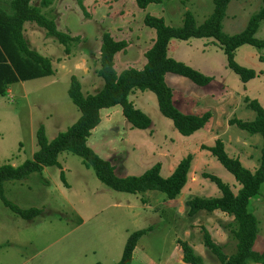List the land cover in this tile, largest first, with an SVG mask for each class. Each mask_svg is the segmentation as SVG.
<instances>
[{"label":"rangeland","instance_id":"rangeland-1","mask_svg":"<svg viewBox=\"0 0 264 264\" xmlns=\"http://www.w3.org/2000/svg\"><path fill=\"white\" fill-rule=\"evenodd\" d=\"M10 1L0 0V7L8 11ZM81 4L83 10L77 0H54L42 10L58 31L78 38L68 55L43 29L31 23L24 25L29 48L50 60L54 74L15 84L8 96L0 97V166L16 167L30 160L37 148L35 134L39 128L51 141L77 121L79 111L67 94L70 79H77L83 96L94 95L102 88L103 81L96 70L104 33L128 44L125 52L115 56L116 72L140 69L154 38L153 30L143 24L145 15L161 17L166 25L180 27L186 11L200 25L213 10L212 0H162L145 10L137 8L134 0H82ZM262 6L263 0H231L223 32L240 33L249 17ZM255 38L264 40V21ZM168 56L212 77L209 85L198 87L177 75L165 76L176 110L195 116L211 113L205 127L191 137L180 136L171 121L159 112L153 93L134 91L129 100L151 120V126L145 131L131 129L118 106L104 109L88 146L111 163L118 177L139 176L157 163L161 165L160 174L168 177L182 159L192 155L188 181L181 194L168 200L159 192L138 196L115 192L99 182L79 157L61 153L60 169L45 168L23 181L3 184V195L11 204L42 213L26 221L0 199V264H116L128 236L148 228L152 230L139 240L131 264H184L176 244L178 239L192 247L202 264H220L203 246L201 228L218 242L225 238L229 247L224 254L234 252L231 217L204 211L188 217L185 203L194 197L212 198L220 194L203 174L221 179L234 194L239 189L233 177L208 151L201 149L203 146L212 147L216 140H221L230 158L240 159L241 164L250 168L259 165L260 136H251L230 121L254 119L245 99L256 100L264 109V50L248 45L237 50L236 63L256 73L246 84L227 68L221 48L212 39L172 40ZM61 172L67 187L60 179ZM262 194L264 198V184ZM260 203L264 200L255 199L252 210ZM262 231L260 237H264Z\"/></svg>","mask_w":264,"mask_h":264},{"label":"trees","instance_id":"trees-1","mask_svg":"<svg viewBox=\"0 0 264 264\" xmlns=\"http://www.w3.org/2000/svg\"><path fill=\"white\" fill-rule=\"evenodd\" d=\"M11 0L8 11L0 7V97L7 96V90L20 82H28L53 75L50 60L29 48L24 38V25L35 24L43 29L48 38L55 39L63 46L68 55L72 44L78 38L57 30L54 21L47 19L42 10L49 8L54 0ZM80 8L82 0H77ZM119 1V0H113ZM137 8L145 10L149 5L161 4L162 0H134ZM231 0H212L213 10L207 19L197 25L192 13L186 11L180 27L165 24L161 17L145 15L143 24L153 30L151 47L144 53L145 64L140 69L128 68L121 73L115 70V56L125 52L128 44L116 41L109 33H104L100 39L98 69L96 75L103 81L102 88L94 95L83 96L81 87L75 77L70 79L67 91L68 97L79 111V118L65 132L58 134L53 140L46 139L43 128L35 134L36 151L30 160L19 166H0V199L5 207L23 220L31 221L38 217L42 210H22L7 201L3 195V184L8 181H23L31 174L42 173L45 168L60 169L58 157L67 152L80 158L86 169L92 170L96 179L105 187L119 193L138 196L146 192L162 193L168 200H175L188 181L192 155L182 159L172 174L163 177L161 165L155 164L139 176L118 177L110 162L98 156L89 146L91 132L100 124V112L118 106L121 114L131 129L147 130L151 120L129 100L134 91L151 92L155 95L158 110L161 115L170 120L175 131L182 137H191L201 131L210 121L212 115L206 112L201 116L180 113L172 102V91L165 83L167 74H174L191 81L198 87H206L212 82V77L203 75L197 70L175 61L168 56L170 41H188L190 39H212L222 50L226 58L227 68L235 74L242 84L256 77L253 70L238 65L235 61L237 50L245 45L264 50V40H257L255 34L264 21L263 6L253 13L245 28L237 34L228 35L223 32V20ZM247 108L254 113L251 121L233 119L231 124L254 136L261 138L259 165L251 172L244 168L237 158H230L225 152L224 143L216 140L214 146L201 149L210 155L233 177L239 186L236 194L230 186L221 179L203 174V178L213 183L219 191V196L212 198L194 197L188 200L187 216L194 217L198 212H220L232 217L231 234L236 242L235 252L226 256L222 248L215 244L210 233L201 228L202 244L209 250L220 264H264V250H253L258 234V219L252 212L255 199L264 200L261 188L264 184V109L256 101L245 99ZM64 173L60 179L67 184ZM151 228L132 232L123 247L120 260L116 264H131L133 251L138 241ZM184 264H202V259L195 254L187 242L177 240ZM101 264V263H96Z\"/></svg>","mask_w":264,"mask_h":264},{"label":"crops","instance_id":"crops-1","mask_svg":"<svg viewBox=\"0 0 264 264\" xmlns=\"http://www.w3.org/2000/svg\"><path fill=\"white\" fill-rule=\"evenodd\" d=\"M53 68V67H52ZM53 74H54V69H53ZM53 76V75H52ZM51 77V76H50ZM21 84L20 85H23V82H20ZM11 87L10 88H8V90H7V96L10 94V92H11ZM240 160V159H239ZM108 161V160H107ZM242 166L244 167V168H246L247 170H249V171H251V172H253V171H255V169L258 167V165L257 166H255V165H253L251 168L250 167H246V166H244L243 164H242ZM127 177V176H126ZM121 178H124V177H121ZM261 194H262V188H261ZM219 196V195H218ZM262 196H263V194H262ZM215 197H217V195L215 196ZM137 209H139L140 211H145V209H142V208H137ZM252 212H253V214L256 216V218L258 219V237H256V240H255V243H254V245H253V250L254 251H256V252H262L263 250H264V237H260V235H261V233L263 232L262 230H264V225H262V224H264V203H260L259 204V207L258 208H256L255 210H252ZM214 213V212H213ZM231 220H230V223L232 222V217L230 218ZM263 222V223H262ZM229 223V224H230ZM222 227H223V229H226L227 228V225H222ZM231 231V230H230ZM263 234V233H262ZM211 238H212V240H213V242L215 243V244H217L218 246H220L221 248H222V251H223V253H224V250L227 248V247H229V244H228V242L226 243V241L225 240H223V239H225V238H222V239H220V241L218 242V241H216L215 240V238L213 237V235L211 234ZM260 239V240H259ZM139 242V241H138ZM138 244V243H137ZM235 244H236V242H235ZM235 244H234V246H235ZM136 248H137V245H136V247H135V249H134V251H133V256L135 255V251H136ZM235 248V247H234ZM234 252H235V249H234ZM234 252L232 253V254H234ZM232 254H230V255H232ZM226 255V254H225ZM230 255H228V256H230ZM227 256V255H226ZM133 261V260H132ZM24 264H27V262L26 263H24Z\"/></svg>","mask_w":264,"mask_h":264}]
</instances>
